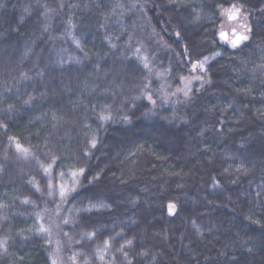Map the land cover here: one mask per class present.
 I'll list each match as a JSON object with an SVG mask.
<instances>
[{"label":"trees","instance_id":"16d2710c","mask_svg":"<svg viewBox=\"0 0 264 264\" xmlns=\"http://www.w3.org/2000/svg\"><path fill=\"white\" fill-rule=\"evenodd\" d=\"M58 209L75 264H264V0H0V264Z\"/></svg>","mask_w":264,"mask_h":264},{"label":"rangeland","instance_id":"374dc122","mask_svg":"<svg viewBox=\"0 0 264 264\" xmlns=\"http://www.w3.org/2000/svg\"><path fill=\"white\" fill-rule=\"evenodd\" d=\"M224 19H225L224 24L222 26L220 33L221 32L225 33L228 37V40L221 38V36L220 38L226 44L232 46L231 43H229L228 41L235 38L234 34H243L248 36L249 22L247 16L244 14L243 11H241L240 16H238L237 19L235 20H229L226 15L224 16ZM200 64L203 65V63H199V66ZM196 79H198V77L190 78L188 81H186L185 87H189L190 84H193V82ZM77 184H78L77 176L76 174L75 175L72 174L69 178L63 177L59 186L57 187V190L58 192H60V186L63 185L65 189L69 190L65 195L66 197L72 190L75 189ZM51 187H55V185L51 184ZM53 191L54 190H52L51 193H53ZM65 197L63 199L61 198V200L63 201ZM170 208L174 209L173 206ZM59 213H60V209H58L57 212L54 213V215L53 213L50 214V216L46 221L42 220L41 227L48 229V231L44 232V234L48 235L49 238L53 239L55 242V256H54L55 264H75L67 254L69 250V246L65 235L64 225H66V223L63 220L59 219L60 218L58 216Z\"/></svg>","mask_w":264,"mask_h":264},{"label":"snow or ice","instance_id":"6c2138e0","mask_svg":"<svg viewBox=\"0 0 264 264\" xmlns=\"http://www.w3.org/2000/svg\"><path fill=\"white\" fill-rule=\"evenodd\" d=\"M241 11H242V6H237L236 4H233L231 5V7L229 9H222V12L221 14L223 15H226L227 18L229 20H235L237 19L238 16H240L241 14ZM248 31H250V29H248ZM220 36L221 38L225 39V40H228V37L225 33L221 32L220 33ZM235 38L228 41L229 43H231L232 47H237L242 41H245V40H248L249 37L247 35H243V34H234ZM216 55H219V53H216ZM207 59V57H205V60ZM197 63H200L199 61ZM201 67H203L202 64H200ZM193 67L195 68V65H193ZM148 99L151 100V96H148ZM154 103V101H153ZM93 146H95V144H93ZM17 148L18 149H21L23 151H27V150H24L22 149V146L21 145H17ZM81 173L83 172V169L80 170ZM63 175V173H61V176ZM75 175V173L73 174ZM37 191H39V188L37 187ZM69 190L68 189H65L63 185L60 186V196L61 198L63 199L66 195V193L68 192ZM27 202V201H25ZM172 207V206H170ZM65 223H68L67 220L64 221ZM40 231L42 232H46L48 231V229H45L43 227L40 228ZM89 238L91 237H94L95 236V233H87L86 234ZM5 242L3 241H0V246H3ZM131 241H127V244L130 246L131 245ZM110 247V241H104V248L102 249H98L97 252H98V256H99V259L103 260L104 259V255H105V252L107 250V248ZM120 251H123V246H121V249ZM124 255L126 256L127 253H124ZM73 259H75V256H73ZM53 264H55V261H53Z\"/></svg>","mask_w":264,"mask_h":264}]
</instances>
